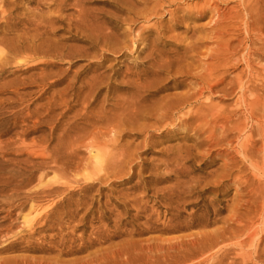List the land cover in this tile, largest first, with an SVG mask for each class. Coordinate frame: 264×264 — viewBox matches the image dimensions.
<instances>
[{
  "label": "rangeland",
  "instance_id": "obj_1",
  "mask_svg": "<svg viewBox=\"0 0 264 264\" xmlns=\"http://www.w3.org/2000/svg\"><path fill=\"white\" fill-rule=\"evenodd\" d=\"M214 9L217 22L210 19ZM263 10L264 0H0V17L8 12L22 21L27 18L14 33L32 34L37 19L44 22L45 39L37 36L35 43L43 39L42 47L48 49L46 54L36 55L32 69L19 71L18 59L11 57L5 66L8 71L0 74V132L17 126L0 137V142L19 129L21 118L13 119V115L25 112V104L33 101L30 108L43 105L51 93L63 91L53 115L62 114L55 135L63 136L58 166L65 174L56 182L61 174H54L50 160L33 157L26 162L24 150L3 154L5 150L0 148V264H240L241 260L260 264L262 257H256L251 245L259 233L249 242L235 230L252 218L251 210L264 204V152L249 161L242 158L240 145L251 120L238 103L239 93L230 86L234 89L237 77L251 80L257 88L264 85ZM217 29L225 35L220 38L227 40L220 41L227 44L225 59L230 64L225 71L214 73L223 82L210 91L203 90L180 111L170 112L177 117L189 110L199 119L185 123L160 120L161 110L155 108L187 94L190 88L186 84L198 82L190 76L203 72L205 63L214 62L208 49L216 46ZM0 52H7L4 43H0ZM55 52L61 57L53 58ZM41 73L44 83L57 76L60 81L50 86L43 98L34 100L42 93L43 82L37 79ZM23 77L34 81L31 88L24 89L31 94L21 101L11 99L3 83ZM183 80L186 84L174 85ZM225 84L228 89L222 91ZM127 107L130 113L149 114L138 119L137 113L120 112ZM223 111L230 112V118L220 128L219 119L215 124L212 117ZM95 115L102 119L95 120ZM204 116L208 123L202 121L209 126L199 125ZM53 126L52 121L46 122L41 130L24 136V144L40 135L49 137ZM107 127L112 131L98 140L111 138L108 143L114 146L113 153L121 151L125 162L83 191L82 174L90 169L87 164L95 155L87 145L92 133ZM208 128L221 137V146L202 141ZM231 153L242 162L237 161L231 176L221 178L218 184L219 168ZM45 161L48 164L43 167ZM12 164L19 177L6 183L4 177L15 172L10 171ZM175 169L180 175L172 174ZM5 170L10 172L5 174ZM51 188L56 190L43 192ZM177 191H182L180 196ZM80 199H84L81 207L77 206ZM73 213L76 218L70 219ZM46 214L50 216L44 221ZM256 218L259 216L253 219L255 228ZM239 240H243L241 245Z\"/></svg>",
  "mask_w": 264,
  "mask_h": 264
},
{
  "label": "bare ground",
  "instance_id": "obj_2",
  "mask_svg": "<svg viewBox=\"0 0 264 264\" xmlns=\"http://www.w3.org/2000/svg\"><path fill=\"white\" fill-rule=\"evenodd\" d=\"M218 1V0H217ZM224 1V0H223ZM260 1V0H259ZM2 2V1H1ZM251 2V1H250ZM218 4V3H217ZM261 4V3H260ZM211 5V4H210ZM248 5V4H247ZM209 6V5H208ZM212 6V5H211ZM252 6V5H251ZM213 7V6H212ZM258 7V6H257ZM249 8V6H248ZM15 9V8H14ZM211 9V8H209ZM246 9V8H245ZM243 9V10H245ZM251 9V8H250ZM249 9V11H250ZM253 9V8H252ZM251 9V10H252ZM212 11V10H211ZM210 11V12H211ZM215 11V9H214ZM247 11V10H246ZM213 12V11H212ZM238 12V11H237ZM248 12V11H247ZM264 12V10H263ZM262 12V14H263ZM8 13V12H7ZM4 13L2 12V16L0 17V43H4L6 48H7V52L6 54H3V52H0V74L3 73L4 71H8V69L5 67L6 64L9 63L10 61V58L13 57V58H17L18 61L15 62V64H17V66L19 68L22 67V69H20L19 71L21 72H24V71H27L29 69H32L33 66H34V63L33 62H36L35 59H36V55L40 54L42 52V54H46L48 52V49H43V39H41V41L36 44L35 41H37L38 37H42L45 39L44 37V34H46V25H44V22H42L41 19H37V22L35 25V27L32 29L33 30V33L32 34H27V32H23L21 34H16L14 32H16L18 29H16V27L18 26L19 23L22 22V25L23 23H27L26 19L25 20H21V19H18V18H13L10 13ZM13 13V12H12ZM218 11L212 13V15L210 14V19L213 21V22H217L216 19L218 20ZM252 13L253 10H252ZM221 14V13H219ZM258 16V18H260V15L258 13H256ZM41 15V14H40ZM227 15V14H226ZM225 15V17H226ZM236 15V14H235ZM250 15V14H249ZM144 16V15H143ZM220 16V15H219ZM223 16V15H222ZM251 16V15H250ZM254 16V15H253ZM252 16V18H253ZM29 17V16H28ZM229 17V16H228ZM233 17V16H232ZM256 17V16H255ZM254 17V18H255ZM256 17V19H257ZM31 18V16H30ZM224 18V17H223ZM236 18V17H235ZM24 19V18H23ZM225 19V18H224ZM242 19V18H241ZM250 19V17L248 18ZM261 19V18H260ZM17 20V21H16ZM29 20V19H28ZM32 20V18H31ZM221 19H219L220 21ZM227 20V19H226ZM243 20V19H242ZM252 21V20H251ZM256 22V20H254ZM264 21V20H263ZM210 22V21H208ZM247 22V21H246ZM259 22V20H258ZM257 22V23H258ZM31 23V21L29 22ZM28 23V24H29ZM35 23V22H34ZM221 23V22H220ZM224 23V22H223ZM245 23V22H244ZM248 23V22H247ZM251 24V22H249ZM33 23H31L32 25ZM217 24V23H216ZM246 24V23H245ZM249 24V25H250ZM261 24V22L259 23ZM219 25V24H218ZM236 25V24H235ZM29 26V25H28ZM221 26V25H219ZM218 26V27H219ZM224 28H226L224 25H222ZM260 26V25H259ZM210 27V26H209ZM213 27H216V26H213ZM24 28V27H23ZM27 29V28H26ZM25 29V30H26ZM16 30V31H15ZM218 30V29H217ZM216 30V31H217ZM249 30V29H248ZM260 28H259V33H260ZM219 31V30H218ZM222 30H220L219 32L216 33L215 35V32H214V35H215V43H216V46L210 50L208 49V51L210 52L211 51V59L214 60L213 63L211 64H206L205 63V68L203 70V72H200L199 74H196L197 76H194V75H191L190 77L191 78H194L195 81H198V82H195L196 84H193L191 81V83H185L184 80L183 81H178V82H175L174 85H178V84H186L190 89H189V92L183 96H179V97H176L174 99H171L170 101H168L167 103L165 104H161L160 106H158L157 108H155L154 111L156 110H161L160 113H158V118L163 119H172V120H179V122H187L188 120L192 121L194 119H199L200 117L199 116H191L190 115V111H186V112H182L179 116L177 117H173L172 115L174 114H171L170 112H172L173 110H178L180 111L181 109H183V107L186 105V104H190V101L191 100H197L198 98L197 97H200V95H202L203 93V90H208L210 91L213 87H216L217 84H221L223 82V78L222 77H218V78H215V75L214 73L217 72L218 70H226L228 66H230V64L228 63L227 59H225V55H226V52H227V44L226 43H223L221 42L220 40L223 38H220V35H222ZM224 31V29H223ZM256 31V30H255ZM14 33V34H13ZM31 33V32H30ZM213 33V32H212ZM258 33V30L257 32ZM7 34H13L14 37H8ZM226 34V33H224ZM258 35V34H257ZM262 35V34H261ZM38 36V37H37ZM223 36V35H222ZM225 36V35H224ZM223 36V37H224ZM37 38V39H36ZM259 39V38H258ZM262 39V38H261ZM226 40V39H224ZM223 40V41H224ZM260 40V39H259ZM264 40V39H262ZM227 41V40H226ZM252 41V40H251ZM46 42V40H45ZM261 43V41H259ZM103 43V42H102ZM259 43V44H260ZM215 45V44H214ZM231 45V44H230ZM190 47V46H189ZM259 47V46H258ZM257 47V48H258ZM262 47L260 46V49ZM233 49V48H232ZM264 49V47H263ZM119 50V49H118ZM190 50V49H189ZM258 50V49H257ZM256 50V51H257ZM230 51V50H229ZM255 51V50H254ZM263 51V50H261ZM260 51V52H261ZM264 52V51H263ZM49 54V53H48ZM47 54V56H48ZM208 54V53H207ZM235 54V53H234ZM263 54V53H261ZM205 55V54H204ZM228 55V54H227ZM230 55V54H229ZM258 55V53L256 54ZM43 56V55H42ZM52 56V55H51ZM246 56V55H245ZM56 57H61V54H59L58 52H55V57L53 56V58H56ZM206 58V57H205ZM42 59V58H41ZM13 60V59H12ZM37 60V59H36ZM45 60V59H44ZM246 61H249L246 60ZM245 61V62H246ZM11 62V61H10ZM44 62V61H43ZM251 62V61H250ZM200 63V62H199ZM204 64V63H202ZM54 65V63L52 64ZM200 65V64H199ZM197 65V66H199ZM233 65V64H232ZM248 65V64H247ZM250 65V64H249ZM16 66V65H15ZM251 66V65H250ZM249 66V67H250ZM200 67V66H199ZM203 67V66H202ZM247 66V68H249ZM18 68V69H19ZM252 68V67H251ZM251 70V69H250ZM244 72V71H243ZM189 74V73H187ZM247 75V73H246ZM55 76V75H54ZM57 76V75H56ZM188 76V75H187ZM258 76V75H257ZM46 77V76H45ZM197 77V78H196ZM247 77V76H246ZM249 78V77H248ZM258 78V77H256ZM40 82H43V85H40L42 86V93L39 94V96L34 100H38V99H41L43 98V95L47 92V89L50 88V86L53 87V85L57 84L60 79L57 77H55V79L49 83H44V73H41L39 75V77L37 78ZM244 79V78H243ZM252 79V78H251ZM254 79V78H253ZM262 79V78H261ZM254 80H257V79H254ZM260 80V79H259ZM264 80V79H263ZM251 80L249 79H246V80H242L240 77H237L236 78V81H235V86L233 87L234 89L231 88L230 86V89L231 90H235L237 93H239V102L238 103H242V106L244 107V111H245V114L246 116L248 117V119L251 120V123L249 124V127L247 129V135L243 137L244 139V144L242 146V143L240 145V148H241V156L243 159H246V161L250 160V158H253L255 156H259L264 152V85L262 86V88H257L256 85L254 86L252 84V82H250ZM34 81L32 80H29V79H24V77L22 79H19V78H12L10 79L9 81L7 82H4L2 87H3V90L8 93V94H11L13 97H10L11 99H17L18 101H21L25 95H28L29 93L25 92L24 89L26 90V88H31V84H33ZM47 82V81H46ZM60 84V83H59ZM228 84V83H226ZM226 84L224 87H222V91H225L227 90L228 88L226 87ZM255 84V83H254ZM229 85V84H228ZM19 86H22L20 88H18ZM57 86V85H56ZM233 86V85H232ZM260 90V92H258L256 95H255V91H258ZM188 90V89H187ZM62 92L63 91H60V90H56L54 93H51L50 97H47V101L43 104V105H40V106H34L32 105L33 107L30 108V105L32 104L33 101L31 102H28L27 104V109L26 111H20V112H16L14 115H13V119L15 118H21V125L19 126V129L16 130L13 134V138L10 137L9 140H5L4 142H0V148L5 151H3V154H9L8 151H11L13 150L12 152L14 153V150L15 151H21L24 150L25 153L27 152L28 154V159H26V162H29L28 160L30 158H33V157H41L43 158L44 160H50V163H53L54 164V167L52 168V171L54 172V174L57 172V174H61L59 176V178H57L56 182H60V180L63 178V176L65 175L61 169V167L58 166L59 164V160L61 159V154H62V149L64 146H62V140H63V136L60 135V134H56L55 135V130H58L60 127H59V123H60V117H61V113H56L55 115H53V111H55V107L57 105H60V98H61V95H62ZM31 94V93H30ZM29 94V95H30ZM252 94H254L252 96ZM132 97H130L131 99ZM135 98V97H134ZM14 99V100H15ZM132 101V100H131ZM137 101V100H136ZM23 102V101H22ZM135 102V101H134ZM138 102V101H137ZM34 103V102H33ZM124 103V102H123ZM126 103V101H125ZM236 103V102H235ZM127 104V103H126ZM125 104V106H127ZM132 104L133 102L131 103V108H132ZM130 105V104H129ZM238 105V104H237ZM135 106H137V104H135ZM235 106V105H234ZM124 107V106H122ZM130 107V106H129ZM127 107L128 109L123 111L122 108H120L119 110H121L120 112H126V111H129L130 108ZM134 107V106H133ZM139 107V106H137ZM240 107V106H239ZM125 108V107H124ZM154 108V106H153ZM135 109V108H134ZM138 109V108H137ZM132 110V109H131ZM153 110V109H152ZM102 111V110H101ZM137 111V110H136ZM133 110V113L132 114H136L137 112ZM141 111V110H140ZM150 111V110H149ZM218 111V110H217ZM119 112V113H120ZM146 111H142V112H138L137 115H136V118H147V114L149 113H145ZM153 112V111H152ZM158 112V111H157ZM194 112V111H193ZM199 113V111H196ZM101 113V112H100ZM105 113V112H104ZM118 113V111L116 112ZM130 113V111H129ZM130 113V114H131ZM155 113V112H154ZM201 113V112H200ZM216 113V112H215ZM214 113V114H215ZM230 112L228 113H225L224 111L223 112H219L217 115H213V120H214V123L215 124H218L216 123L219 119V121L221 122L220 123V128L223 127V125L225 126V122L228 120V118H230V115H229ZM232 113V111H231ZM236 113V112H235ZM102 114V113H101ZM123 114V113H121ZM128 114V112H127ZM129 116H133V115H130ZM153 114V113H152ZM157 114V113H156ZM171 114V115H169ZM192 114V113H191ZM202 114V113H201ZM124 115V114H123ZM204 115V113L202 114ZM210 115V114H209ZM112 116V115H111ZM117 116V115H116ZM115 116V117H116ZM119 116V115H118ZM135 116V115H134ZM157 116V115H156ZM184 116V117H182ZM185 116H187L185 118ZM212 116V115H210ZM115 117H113V121L116 119ZM126 117V115H125ZM234 117V116H233ZM95 120L97 119H102V117L100 116H97L95 115L94 116ZM115 118V119H114ZM88 119V118H87ZM117 119H120V117H118ZM122 119V117H121ZM126 119V118H125ZM135 119V117H134ZM205 120V119H208V118H205L202 117L201 121L202 120ZM103 120H105V122L107 123L109 120L107 118L104 119L103 117ZM102 120V122H103ZM111 120V121H112ZM131 120V119H130ZM209 120V119H208ZM212 120V121H213ZM48 121H52L54 126H53V131L49 134V137H47L46 135H40L38 137V139H35L34 140H30L31 142L27 143V144H24L23 142V137L30 134V133H34V132H37L39 130H41L43 127H44V124ZM117 121V120H115ZM119 121V120H118ZM117 121V126L121 125L120 123H118ZM127 121V120H126ZM198 121V120H197ZM199 121V125L200 123H203V121L201 122ZM211 121V122H212ZM216 121V122H215ZM230 121V120H229ZM229 121L227 123H229ZM232 121V120H231ZM132 122V121H130ZM189 122V121H188ZM206 123H208L206 120H205ZM203 123V125L205 124L204 127H206L208 124L206 123ZM210 122V123H211ZM110 122H108L109 124ZM112 123V122H111ZM124 123V122H123ZM213 123V125H215ZM225 123V124H224ZM114 124V122H113ZM111 125V128H114L115 125ZM14 125V124H13ZM187 125V123H186ZM227 125V124H226ZM116 126V128H117ZM124 126V125H123ZM127 126V125H126ZM209 126V125H208ZM218 126V127H219ZM245 126V125H244ZM244 126H242L244 128ZM14 128H17V126H11V127H7L5 128L3 131L0 132V137L4 136V135H7L12 129ZM200 127V126H199ZM216 125L214 126V129H215ZM110 128V127H109ZM119 128V127H118ZM117 128V129H118ZM124 127H122V132L124 131L123 130ZM127 128V127H126ZM213 128V127H212ZM239 127H237L238 129ZM247 128V127H246ZM125 129V128H124ZM205 129V128H204ZM217 129V128H216ZM235 129V128H234ZM233 129V130H234ZM236 129V130H237ZM119 130V129H118ZM239 130V129H238ZM242 130V129H240ZM239 130V131H240ZM112 131V129H108L107 128H104L102 129L101 131H96L97 133H92L93 134V139L89 142V144L87 145V147L92 150L95 151V155L92 157L93 161L92 162H89L87 164L88 167H90V169H88L87 171L83 172L82 174V179L84 181V187H83V191L84 190H87L88 188L92 187L94 185V182L97 181V180H101L103 176H107L106 174L108 173V171H110L111 169L113 171H116L117 167H119L121 164H123L125 162L124 160V155L123 153L120 151L119 153H113L112 149L114 148L113 145H110L108 143V141H110L111 138L107 139V140H104L103 141H100L98 140L100 136H104V137H107V132L110 133ZM120 131H121V127H120ZM119 131V132H120ZM208 135H206V137L202 140L203 142L205 143H211V144H214L216 146H221V137L220 136H216V134H214V131L210 128H208ZM224 132V131H223ZM121 133V132H120ZM91 134V135H92ZM97 134V135H95ZM136 135V134H135ZM81 136V135H80ZM222 136V134H221ZM256 136V137H255ZM91 137V136H90ZM197 137V136H196ZM255 137V138H254ZM8 138V137H7ZM25 139V137H24ZM113 139V138H112ZM55 140V144L54 145H50L52 144L51 142ZM83 142V141H82ZM230 143V142H229ZM258 143V146H256ZM231 144V143H230ZM15 146V147H13ZM242 146V147H241ZM108 147H111V148H108ZM66 148V147H65ZM116 149V148H115ZM1 151V150H0ZM1 151V152H2ZM70 151V150H69ZM29 152V153H28ZM236 152V151H235ZM125 154V153H124ZM232 154V153H231ZM238 155V154H237ZM184 156V155H183ZM226 156V155H225ZM263 158V157H262ZM126 159V158H125ZM31 160V159H30ZM185 160V159H184ZM260 160V159H259ZM91 161V160H90ZM237 161H241V159L236 156L235 154H232L230 158H226V160L224 161V165L223 167H220L219 168V171L220 173L217 175V180L215 182H217L218 184L222 182L221 178H226V177H230L231 176V173L233 171V168L234 166H236V163ZM25 162V161H24ZM242 162V161H241ZM172 163V162H171ZM249 163V162H248ZM29 164V163H28ZM47 165L48 162H43V167L44 165ZM244 164V163H243ZM246 164V162H245ZM13 166H10V171H15L13 173H8L4 178L6 180V183H11V181H15V178H18L19 177V170H17L16 168H14V164H12ZM249 166V165H248ZM181 167V166H180ZM237 167V166H236ZM2 168V167H1ZM3 169V168H2ZM5 169H7L5 167ZM16 169V170H14ZM19 169V168H18ZM85 169V167H84ZM87 169V168H86ZM85 169V170H86ZM261 169H264V158L262 160V168ZM51 170V169H50ZM260 170V169H259ZM6 171V170H5ZM3 171L5 174L7 172H10V171ZM17 171V172H16ZM112 171V172H113ZM218 171V170H217ZM240 171V170H238ZM237 171V172H238ZM45 172V170H44ZM43 172V173H44ZM111 173V172H110ZM178 171L177 169H175L173 171V175H177ZM264 173V172H263ZM179 174V173H178ZM180 175V174H179ZM43 176V175H42ZM40 176V177H42ZM39 177V176H38ZM171 176H168V177H165V178H170ZM29 178V177H28ZM174 179L178 178L177 176H173ZM220 178V179H218ZM18 181V179L16 180V182ZM21 181H23V179L19 180L18 182L21 183ZM178 182V181H177ZM180 182V181H179ZM55 183V182H54ZM68 183V182H67ZM16 184V183H15ZM57 184V183H56ZM63 184V183H62ZM66 184V183H65ZM180 184H183L180 182ZM20 185V184H19ZM58 185V184H57ZM18 186V185H17ZM68 186V185H66ZM174 186V185H173ZM14 187V185H13ZM65 187V186H64ZM175 187L176 188H180V186H178V184L176 183L175 184ZM15 188L16 185H15ZM58 188V187H56ZM70 188V187H68ZM178 188V190H179ZM196 188V187H195ZM184 189V187H183ZM56 189L54 188H51V189H46L44 190L43 192L46 194V193H51L52 191H55ZM58 190V189H57ZM68 190V189H67ZM70 190V189H69ZM172 190V189H171ZM175 190V189H174ZM256 191V190H255ZM173 192V190H172ZM182 191H177V194L180 196ZM73 193V192H72ZM260 197V196H259ZM85 198V197H84ZM252 200V199H251ZM83 202H84V199L81 200L80 199V202L78 201V205L77 206H82L83 205ZM261 202V200H260ZM86 203V202H85ZM260 204V203H259ZM85 208V207H84ZM245 208V207H244ZM258 209V208H257ZM77 210V209H76ZM75 211V210H74ZM250 211V210H249ZM47 212V211H46ZM68 212V211H67ZM245 212V211H244ZM66 213V212H65ZM64 213V214H65ZM68 213H71V212H68ZM77 213V211H76ZM76 213H73L71 214V217L70 219H73V218H76L75 215ZM246 213V212H245ZM78 214V213H77ZM234 214V213H233ZM248 214H252V218H249L248 221H245L242 225L241 223V226L239 225V227L237 228V230H235V233L237 236H241V235H244L246 239L249 240V242H252L253 241V237H255L254 235L258 234L259 237H255L257 240H254L253 241V244L251 243V245L253 246V250L252 252L256 255V257H262L261 259V263L264 264V204L260 206V208L258 210H251V213H248ZM66 215V214H65ZM70 215V214H69ZM236 215V214H235ZM234 215V216H235ZM49 214H46L44 216V221L48 220L49 218ZM63 216V215H62ZM68 216V215H67ZM259 218H256L257 220L255 221L257 224H258V227H253L254 226V221L253 219L255 217H258ZM244 217V216H243ZM247 219H248V215H246ZM245 217V218H246ZM62 218V217H60ZM59 218V219H60ZM64 218V216H63ZM61 220V219H60ZM232 220V219H231ZM71 221V220H70ZM69 221V222H70ZM258 221V222H257ZM240 222V221H239ZM204 223V222H203ZM202 223V224H203ZM192 224V223H191ZM168 227H169V224H168ZM176 227V226H174ZM51 228V227H49ZM52 229V228H51ZM163 229V228H162ZM191 238V237H190ZM244 238V237H243ZM174 239V238H173ZM238 239V237H237ZM241 240V238H239ZM178 240V239H176ZM238 241V244L241 245V242L243 241ZM194 242V241H192ZM173 243V242H172ZM237 243V242H236ZM263 244V245H262ZM262 245V247H261ZM179 246V244H178ZM236 246V245H235ZM167 248H174V246L172 245H167ZM177 248V247H176ZM147 250H150L149 247H147ZM219 250V249H218ZM201 251V253H204L203 250H198V252ZM203 251V252H202ZM197 252V251H196ZM195 252V254H196ZM193 253V252H191ZM190 255V254H189ZM192 255V254H191ZM198 255V254H197ZM195 255V256H197ZM244 255V254H243ZM251 255V254H249ZM253 255V254H252ZM194 256V255H193ZM204 256V255H203ZM249 257V256H248ZM199 259V258H198ZM204 259V258H203ZM245 259V258H244ZM259 258H257L258 260ZM202 260V259H201ZM202 261H200L199 263H201ZM253 263H250V262H247L246 260H241L240 264H255L256 262L252 260ZM255 262V263H254ZM145 262H141L140 264H144ZM260 263V264H261ZM2 264V263H1ZM91 264V262H90ZM96 264V263H94ZM97 264H101L100 262L97 263ZM108 264V263H106ZM109 264H115L113 261ZM156 264V263H155ZM198 264V263H197Z\"/></svg>",
  "mask_w": 264,
  "mask_h": 264
}]
</instances>
